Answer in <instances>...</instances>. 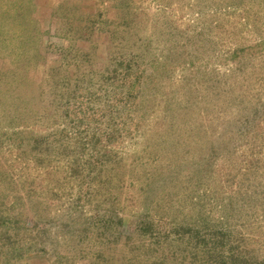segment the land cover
I'll use <instances>...</instances> for the list:
<instances>
[{"label": "rangeland", "instance_id": "374dc122", "mask_svg": "<svg viewBox=\"0 0 264 264\" xmlns=\"http://www.w3.org/2000/svg\"><path fill=\"white\" fill-rule=\"evenodd\" d=\"M0 264H264V0H0Z\"/></svg>", "mask_w": 264, "mask_h": 264}]
</instances>
